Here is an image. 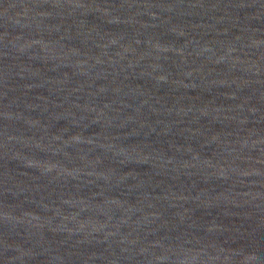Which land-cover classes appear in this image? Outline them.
<instances>
[{"label": "water", "instance_id": "1", "mask_svg": "<svg viewBox=\"0 0 264 264\" xmlns=\"http://www.w3.org/2000/svg\"><path fill=\"white\" fill-rule=\"evenodd\" d=\"M0 264H264V0H0Z\"/></svg>", "mask_w": 264, "mask_h": 264}]
</instances>
